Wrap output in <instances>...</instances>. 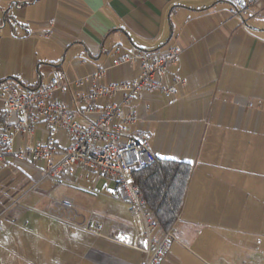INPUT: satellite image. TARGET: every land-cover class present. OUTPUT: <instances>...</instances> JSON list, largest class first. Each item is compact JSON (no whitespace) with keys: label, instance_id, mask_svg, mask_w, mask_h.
I'll list each match as a JSON object with an SVG mask.
<instances>
[{"label":"crops","instance_id":"crops-1","mask_svg":"<svg viewBox=\"0 0 264 264\" xmlns=\"http://www.w3.org/2000/svg\"><path fill=\"white\" fill-rule=\"evenodd\" d=\"M244 1L246 8L239 0H0V85L44 86L60 70L65 90L56 98L81 124L91 119L81 114L77 95L93 85L79 87V79L137 49L161 55L181 47L167 75L180 81L174 94L141 93L129 104L137 121L128 135H147L157 158L192 167L174 238L159 264H264V0ZM136 75L137 66L123 62L102 81L128 82ZM4 115L0 130L19 118L16 112ZM31 139L52 142L54 161L69 144L65 133L52 134L43 122ZM24 142L16 138L14 149ZM43 169V163L5 155L0 213L13 204L4 177L19 171L37 184L47 179ZM89 178L74 166L61 179ZM60 198L94 208L105 234L136 237L129 209L116 200L102 212L80 197H27L29 210L14 206L9 212L15 225L0 233V264H141V251L45 216Z\"/></svg>","mask_w":264,"mask_h":264},{"label":"built area","instance_id":"built-area-1","mask_svg":"<svg viewBox=\"0 0 264 264\" xmlns=\"http://www.w3.org/2000/svg\"><path fill=\"white\" fill-rule=\"evenodd\" d=\"M253 2L260 4V0ZM50 35V30L43 33L46 39ZM181 52L179 46H173L161 55L137 49L131 55L114 57L107 67L98 68L91 75L79 79V87L87 82L93 85L92 89H84L77 95L78 102L82 104L81 114L91 119L88 124L75 120L72 109L56 98L58 93L65 90L60 70H53L49 83L44 86L23 88L12 82L0 85V115L19 114L15 124L6 122L0 130V163L6 154H14L19 160L43 163V173L47 179L65 177L77 166L90 177L102 175L113 180L115 188L111 195L128 203L136 237L125 231L105 234L103 222L93 211L82 209L69 198L53 199L43 214L65 226L141 251V264H159L174 233L173 225L161 231L133 179V172L151 166L156 154L147 135H128V129L137 121L129 104L141 93L155 90H160L165 99L170 98L175 92V84L180 81H172L167 75L176 65ZM123 62L137 66L134 79L113 83L102 81L109 69ZM97 100L105 103L101 105ZM39 122L45 123L50 133L62 131L69 139V144L60 151L58 161L53 160L56 150L52 142L31 139ZM18 137L25 142L14 149V140ZM2 231L4 225L0 221Z\"/></svg>","mask_w":264,"mask_h":264},{"label":"rangeland","instance_id":"rangeland-1","mask_svg":"<svg viewBox=\"0 0 264 264\" xmlns=\"http://www.w3.org/2000/svg\"><path fill=\"white\" fill-rule=\"evenodd\" d=\"M26 172L28 175H32L34 173L33 170H28ZM20 175L21 173L18 171L16 174L12 173L11 175L4 177V189L7 187L9 190V197H13L11 200L13 204L11 205L10 210H12L16 205H22L25 207L26 205L24 202L27 197H41L42 195L52 198L80 197L83 203L93 201L94 206H96L97 209L101 210L102 212L105 210L104 208H106V206H108V204L111 202V200H116L121 203L124 209H129V205L127 206L128 203L125 202L124 199L113 198L111 192L115 188V183L107 176L96 175L94 177H90L87 180L83 179L78 182L61 178L46 179L39 181L36 184L35 182L28 181L27 179L25 180V177L20 178ZM0 197H3V194L0 193ZM28 210V207L26 210L24 209V211ZM92 210L96 215L95 209L93 208ZM9 211L7 210L0 213V221L4 225V231L2 232H5V230L7 232V229L11 225H15V223L11 222L13 218L10 217ZM110 222L116 225L120 224L119 221L115 219H110Z\"/></svg>","mask_w":264,"mask_h":264},{"label":"trees","instance_id":"trees-1","mask_svg":"<svg viewBox=\"0 0 264 264\" xmlns=\"http://www.w3.org/2000/svg\"><path fill=\"white\" fill-rule=\"evenodd\" d=\"M4 117L1 114L0 121ZM191 169L189 163L156 157L151 166L133 172L145 206L158 221L161 231L169 229L179 215Z\"/></svg>","mask_w":264,"mask_h":264},{"label":"water","instance_id":"water-1","mask_svg":"<svg viewBox=\"0 0 264 264\" xmlns=\"http://www.w3.org/2000/svg\"><path fill=\"white\" fill-rule=\"evenodd\" d=\"M239 5L242 8H246V4H245V1L244 0H239Z\"/></svg>","mask_w":264,"mask_h":264}]
</instances>
